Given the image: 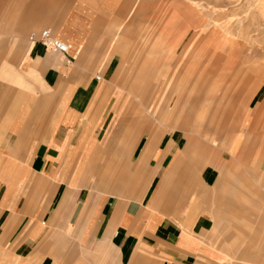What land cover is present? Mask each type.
I'll use <instances>...</instances> for the list:
<instances>
[{"label":"crops","instance_id":"1","mask_svg":"<svg viewBox=\"0 0 264 264\" xmlns=\"http://www.w3.org/2000/svg\"><path fill=\"white\" fill-rule=\"evenodd\" d=\"M34 2L39 5L45 0ZM112 22L109 15H93L83 5L75 6L65 20L48 27L58 41L68 45L65 57L31 39L41 31L29 37L26 72L40 78L43 90L27 95L21 111L5 117L0 125V133L11 132L0 146V257L6 248H13L17 262L10 264L35 256L40 246L46 247L48 232L57 228L67 236L80 237L86 246L88 238L96 240L95 250L101 255L112 249L118 264H202L211 260L207 240L214 221L206 195L220 182L225 168L215 162L219 159L215 142L211 147L203 145L189 128L203 96L177 94L174 105L173 98L166 105L163 118L180 120L171 131L187 137L185 148L179 132L143 137L145 126L131 127L130 112L115 131L122 101L114 82L124 55L120 47L113 46ZM226 51L224 47L219 52L223 64ZM233 54L230 50L229 55ZM211 59L209 49L201 62L205 67L200 79L215 76L212 72L217 66H211ZM244 82L250 78L240 74L225 89L220 109H216L220 120L242 116L230 107L236 88ZM199 83L206 86V80ZM260 88L252 93L248 105ZM7 97L8 93L0 96V111ZM263 102L255 107L256 117ZM243 116L250 120L251 113L245 110ZM132 131L137 134L133 138ZM199 149H204V167L194 162ZM229 153L236 158L234 151ZM260 169L264 174V155ZM134 177L140 185L131 192L132 179L138 182ZM39 218H44L45 227L49 223L48 232L37 223ZM242 255L241 263L264 262L260 255ZM48 262L54 260L45 258L42 264Z\"/></svg>","mask_w":264,"mask_h":264},{"label":"rangeland","instance_id":"2","mask_svg":"<svg viewBox=\"0 0 264 264\" xmlns=\"http://www.w3.org/2000/svg\"><path fill=\"white\" fill-rule=\"evenodd\" d=\"M0 5L4 13L0 18V96L8 93L0 111V125L5 117H15L21 111L27 95L43 90L40 78L29 75L25 68L30 35L53 28L77 5H83L93 15H109L113 21V46L120 47L124 55L114 82L122 101L115 131L130 112L131 127L140 123L145 126L143 137L179 132L185 148L187 137L180 131H171L180 120L163 118L166 105L172 98L173 104L177 94L203 96L197 112L192 113L189 128L195 130L192 135L201 138L203 145L211 147L215 142L219 147H212L218 150L215 162L225 172L206 195L214 226L207 240L211 260L202 264H241L238 260L245 258L242 254L264 259V174L260 169L264 155V102L256 109L258 117L255 114L257 103L264 101V0H45L39 5L34 0H0ZM224 47L226 65L219 53ZM209 49L211 66H217L212 72L215 76L200 79L205 67L201 62ZM240 74L250 82L236 88L230 109L240 111L242 116L220 120L216 109H220L225 89ZM199 79L206 80L204 88ZM259 85V93L248 105ZM245 110L251 113L250 120L243 116ZM8 131L0 133V146L11 133ZM135 135L134 131L130 134L132 138ZM228 150L234 151L236 158ZM203 153L204 149H199L194 156L196 166L206 164ZM139 185V179H132L131 192ZM43 219L37 223L48 232L49 223L45 227ZM25 230L26 225L22 233ZM46 239V247L40 246L29 264H42L45 258L56 264H81V260L85 264H118L112 249L104 255L96 252V240L88 238L86 246L80 237L67 236L59 228L51 229ZM5 252L0 264L17 262L13 248Z\"/></svg>","mask_w":264,"mask_h":264},{"label":"built area","instance_id":"3","mask_svg":"<svg viewBox=\"0 0 264 264\" xmlns=\"http://www.w3.org/2000/svg\"><path fill=\"white\" fill-rule=\"evenodd\" d=\"M31 39L39 42L42 46L45 47L47 51H50L58 56H66L69 50L67 44L58 41L52 29L47 28L41 31L38 37L36 35H32ZM67 63H70V60H67ZM100 79V78H98ZM45 264H56L55 262H48Z\"/></svg>","mask_w":264,"mask_h":264},{"label":"bare ground","instance_id":"4","mask_svg":"<svg viewBox=\"0 0 264 264\" xmlns=\"http://www.w3.org/2000/svg\"><path fill=\"white\" fill-rule=\"evenodd\" d=\"M172 102V101H171ZM173 105H174V103H173ZM173 105H172V107H173ZM181 106V105H180ZM262 107H264V106H262ZM168 108V107H167ZM171 108V107H170ZM261 107H259V109H260ZM165 119V118H164ZM168 120V119H167ZM183 122V121H182ZM123 167V166H122ZM106 171V170H105ZM104 171V172H105ZM103 176H104V174H103ZM13 187V186H12ZM35 258V256L33 255V256H31V257H29L28 259H25V260H20V263L19 264H29V262L32 260V259H34ZM241 264H264V262L263 261H251V262H242Z\"/></svg>","mask_w":264,"mask_h":264}]
</instances>
